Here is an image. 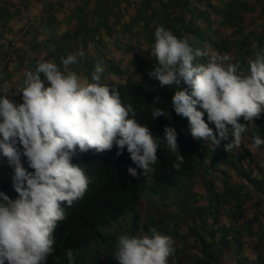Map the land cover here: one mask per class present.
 <instances>
[{
	"label": "clouds",
	"instance_id": "9594fccd",
	"mask_svg": "<svg viewBox=\"0 0 264 264\" xmlns=\"http://www.w3.org/2000/svg\"><path fill=\"white\" fill-rule=\"evenodd\" d=\"M155 21L147 23L148 28L134 25L131 41L125 40L127 49L120 48L127 57L117 65L124 75H115L113 82L150 84L155 79L159 87L178 86L170 106L177 115L188 119L194 140L215 148L223 145L229 160L239 161L255 173L258 166L264 169V137L256 125L264 119V53H257L255 60L246 63L245 74L238 70V63L231 62L229 54L213 52L207 44L195 43L202 50L194 49L186 38L176 36ZM221 21L222 17L212 15L204 25L200 20L198 24L201 28L211 26L215 32L212 36L219 37L231 31L221 26ZM149 32L155 37L149 53L156 61L155 66L143 53L149 48ZM39 56L35 69L25 72L22 84L14 83L9 76L14 73L9 71L7 83L11 90L6 84L0 86L4 93L0 94V158H6L5 162L1 160L0 168H10V181L5 178L0 181V264H49V257L56 252L54 232L58 222L66 219L62 202L71 207L84 197L91 183L86 165L72 162L81 153L89 150L102 153L115 146L119 156L126 148L136 165L127 167L128 174L137 179L143 175L149 182L156 171L152 165L157 162L161 143L175 155L172 169L179 171L185 160L176 128L166 125L163 140L153 136L139 122L141 113L131 104L122 103L118 89L101 82L100 74L104 71L101 62L96 63L89 82L69 68L78 63V56L84 58V51L62 58V70L54 61ZM201 56H205L204 63L196 62ZM16 94L21 102L14 100ZM162 103L159 96L150 103L153 120L168 117L160 106ZM240 117L247 123L238 122ZM205 168L198 162V177L205 174ZM236 175L228 166L217 171L219 182L227 176L246 182ZM11 187L16 193L14 198L3 191ZM150 217L151 214L148 220ZM115 226L108 230L118 240L114 253L118 264H169L175 246L190 260L191 244L186 246L188 250L178 246V238L186 243L183 236L188 234L187 224L177 238L156 228L139 229L147 234L138 236L121 231L118 234L112 230ZM66 257L68 264H75L72 249L66 251ZM171 260L170 264H179L174 257Z\"/></svg>",
	"mask_w": 264,
	"mask_h": 264
},
{
	"label": "trees",
	"instance_id": "16d2710c",
	"mask_svg": "<svg viewBox=\"0 0 264 264\" xmlns=\"http://www.w3.org/2000/svg\"><path fill=\"white\" fill-rule=\"evenodd\" d=\"M35 1L46 4L41 9L45 15L46 11L57 10L54 9L56 7L64 8L72 0H26L18 8L14 6V0H0V86L6 84L11 90L7 83L10 81L9 71L25 77L27 70L35 69L39 54H42V60L54 61L62 70V58L69 54L78 55L82 50L84 58L78 56V63L70 65V70L92 82L95 65L101 62L104 68L100 74L101 82L118 89L122 103L131 104L141 113L139 122L146 125L153 136L163 140L164 127H175L177 142L185 157L180 170L175 171L172 169L175 155L167 150L165 143H161V148L157 149V162L152 165L156 171L149 182L143 175L137 179L128 174L127 167L136 165L130 160L126 148L119 156L115 146L102 153L77 151L81 155L73 158L72 162L82 167L86 165L91 183L84 197L71 207L62 202L66 219L58 222L54 232L56 252L49 257V264H68V249L73 250L75 264H118L114 259L118 240L108 229L126 212L134 215L131 231L134 227L137 230L156 228L177 238L181 228L187 224L188 234L183 239L191 244L190 260H186L183 251L175 246V255L169 257V264L172 257L179 264H223V259L226 264H264V210L261 209L264 206V169L258 166L255 173L251 167L246 169L239 161L229 160L223 145L215 148L194 140L188 119L177 115L170 106L178 86L172 85L170 89L159 87V81L155 79H151L150 84L130 80L115 84L112 80L115 75H124L117 66L116 54L120 48L127 49L125 40L131 41L134 25L148 28L147 23L153 19L176 36L186 38L194 49L202 50L195 47V43L207 44L213 52L229 54L231 62L239 64L238 70L247 74L246 63L255 60L257 53H264V0H73L75 3L70 11L74 27L71 30L57 37L60 31L50 29L47 24L49 18L43 15L45 38L29 39L26 46L21 47L16 43L21 31L13 28V21L25 19V11L35 7ZM212 15L222 17L220 25L231 28V31L214 37L211 26L201 28L198 20L204 25ZM59 25L56 24V27ZM149 33V48L143 53L155 66L156 61L149 55L155 37L153 32ZM4 44H8L11 50L5 51ZM90 47L94 48L93 53ZM204 59L205 56L197 57L196 62L204 63ZM0 94H4L2 90ZM156 96L163 100L160 106L165 108L170 119L161 116L153 120V105L150 103ZM18 97L15 96L14 100L21 102ZM238 122L247 123L244 117L238 118ZM256 125L264 137V119L257 121ZM209 126L215 130L213 124ZM2 159L5 162L6 158L1 157L0 163ZM207 161L210 162L208 166ZM198 162L206 167L202 177L197 174ZM224 166L235 171L237 179L248 184L233 181L227 176L223 181V190H219L216 187L219 180L217 171L220 172ZM0 173V181L3 178L10 181L9 167L5 170L0 168ZM197 177L206 188L205 197L194 191ZM3 191L10 197L16 196L12 187ZM156 197L161 202H167L166 208L175 206L177 212L161 217L159 222L152 220V214L148 221H143L140 202L145 199L152 204L151 200ZM169 223L173 228L169 227ZM160 226L163 228L160 229ZM189 238L193 240L189 241ZM243 252L247 254L243 255Z\"/></svg>",
	"mask_w": 264,
	"mask_h": 264
},
{
	"label": "rangeland",
	"instance_id": "374dc122",
	"mask_svg": "<svg viewBox=\"0 0 264 264\" xmlns=\"http://www.w3.org/2000/svg\"><path fill=\"white\" fill-rule=\"evenodd\" d=\"M26 1V0H24ZM24 1H21V0H14V6L16 8L20 7L23 5ZM96 2L97 0H93V2ZM12 2V1H11ZM139 2V1H138ZM74 1H69L66 3L65 7L67 8H54V9H57V10H52V11H49L47 12V8H46V14L44 15V13H42L41 9L42 8H45L46 4L44 2H41V3H37V1L34 2V4L36 5L35 7L34 6H31L28 10H26V14H27V17L25 19H17V20H14L13 21V28L16 29L17 31H21L19 34H18V37H17V41L16 43L19 44L21 47H25L26 46V42L29 40V39H35V38H45L44 34H43V28L42 26L44 25V19L43 17L44 16H47V18H49L47 24H48V27L51 29H57L58 31H60V33L57 35V37H59L60 35H62L63 33H67L69 30H71L73 27H74V22L71 20V18L73 17L71 11H70V7L74 5ZM49 10V9H48ZM44 15V16H43ZM59 27H56V24H59ZM7 40V38H6ZM4 50L5 51H10L11 49L8 48V44H4ZM89 50L91 51V53L94 52V48L93 47H90ZM122 50V49H120ZM116 57H117V60L118 62L120 63H124L127 59V57L125 56V54L121 51H119L117 54H116ZM10 78L13 80L14 83H18L19 84H22L23 80L22 78L23 75H20L19 73L17 74H10L9 75ZM240 183H243L242 181ZM195 188L194 190L197 191V192H200V194H202L204 197L206 196V188L203 184V181L202 180H197L196 179V183H195ZM216 187L219 189V190H223V187H224V184L223 182H219L217 181L216 183ZM152 202V205H149V203L146 201H142L141 204H140V210H141V214H142V217H143V221H147L148 218H149V215L150 214H153V218L156 222L159 221V219L162 217V216H166L168 215L169 213H174L177 212V209L175 206H171V207H168L166 208V203L167 202H161L159 199H152L151 200ZM153 206H156L155 209H152ZM159 206L161 207L160 209ZM262 210H264V206L261 208ZM145 210L147 213H145ZM154 211H155V214H154ZM118 223H120V226L117 225ZM116 225V226H115ZM111 226H115L114 228H112L113 231L115 232H119L120 233H123V234H126L127 233H130L132 235H141V234H147L145 232L142 233V231H137V229H135L134 227V231H131V228L132 226H134V215L132 212H126L125 215L119 220V222L111 225ZM120 227H123L121 230H120ZM169 227L172 228L173 225L169 223ZM160 229L163 228V226H160L159 227ZM106 228L103 229V231L105 230ZM187 227L186 228H183L184 232L186 231ZM190 240H193L192 238H189V241ZM175 242V240H173ZM190 244L188 242L186 243H182V239L178 238V246H182L184 247L185 250H188V248H186V246ZM247 252H243V255H246ZM223 264H226V261L225 259L222 260ZM175 264V262H174Z\"/></svg>",
	"mask_w": 264,
	"mask_h": 264
}]
</instances>
